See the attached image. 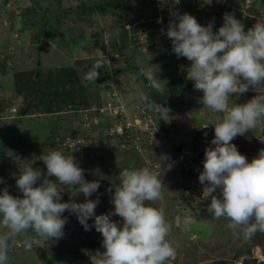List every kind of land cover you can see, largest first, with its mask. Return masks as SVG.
<instances>
[{
  "label": "rangeland",
  "instance_id": "rangeland-1",
  "mask_svg": "<svg viewBox=\"0 0 264 264\" xmlns=\"http://www.w3.org/2000/svg\"><path fill=\"white\" fill-rule=\"evenodd\" d=\"M110 2L120 7L104 6ZM263 2L0 0V94L11 91V95L6 93L9 95L0 99L3 103L7 100L5 110L0 112V124L12 127L0 134V178L4 180L0 183V192L8 188L11 195H22L16 187L20 171L34 156L59 150L66 156L73 155L81 168L88 166L84 169L91 175L87 179L84 174L87 181L100 182L98 192L90 199L99 197L96 214H106L114 210L107 189H114L119 181L118 157L121 168H142L143 165L156 171L163 183L162 199L152 206L162 208L172 226L167 239L175 247L176 256L166 264H213L223 259L231 264L239 251L243 259H250L258 247L264 251V233L257 232L249 241H244L226 227L225 218L217 220L206 211L211 198L199 183L203 166L200 163H193L191 168L182 165L192 160L190 152L179 151L190 142L189 135L196 137L197 129L203 124L215 125L223 114L212 113L199 103L203 93L194 90L193 82L187 79L186 69L191 62L172 53L171 40L157 30L159 23L166 32L163 19H154L157 11L163 10L169 11L167 18L171 20L177 12L192 15L191 7H194L200 12L193 17L198 21L209 13L214 29L223 25L224 13H234L247 30L256 23L254 17L264 15ZM99 6L102 7L99 9ZM101 58H107L111 64L100 69L95 83L86 82L85 72ZM27 62L31 63L28 69ZM150 66L165 81L159 91L149 87L144 76L138 75L135 81L130 79V74H138L141 68ZM70 74L72 85L76 83L79 87L82 83L88 88L84 98L76 95L71 103L66 98L75 85L70 87L65 81ZM172 85L176 86V93L171 92ZM17 87L39 91L40 96L34 99L30 94L23 103L16 97ZM141 93L156 103L163 100L160 104L169 110V119L165 114L146 110L139 99ZM237 98L230 97L231 106ZM34 100L36 106L29 109V114L18 118L19 108ZM48 100L47 104L55 105L56 112L40 114ZM239 100L243 102L244 98ZM256 129L263 136L264 122ZM232 143L249 162L264 149V141L256 146L249 133L238 136ZM94 145L99 147L90 149ZM37 161L33 167L46 174V166L38 167ZM104 168L108 170L105 172ZM96 170L100 175L95 174ZM58 187L63 193L62 202H68L73 190L59 184ZM76 202H85L82 193ZM64 216L68 223L63 238L46 241L29 230L27 236L34 240L32 251H25L24 235L16 237L9 250L8 264H90L97 250L104 251L102 235L94 227L85 231L75 215L66 211ZM113 220L121 218L114 216ZM88 223L93 225L94 218ZM83 239L96 242H82ZM261 255L258 250L257 256ZM243 259H236V264H242Z\"/></svg>",
  "mask_w": 264,
  "mask_h": 264
},
{
  "label": "clouds",
  "instance_id": "clouds-1",
  "mask_svg": "<svg viewBox=\"0 0 264 264\" xmlns=\"http://www.w3.org/2000/svg\"><path fill=\"white\" fill-rule=\"evenodd\" d=\"M173 15L175 19L169 21L166 32L163 28L158 31L171 40V51L177 58L191 62L186 69L187 79L193 82L194 90L203 93L199 103L212 113L223 114L215 125L203 124L197 129L209 143H196L198 149L193 152L186 150L192 160L182 165L203 166L198 179L203 192L211 198L206 211L217 220L225 218L226 227L234 235L249 241L257 232L264 233V149L249 162L232 141L264 122V18H259L264 15L254 17L256 23L245 30L234 13H224L223 25L215 32L214 21L202 26L188 13ZM106 64L111 61L97 59L83 79L95 83ZM151 66L130 74V79L144 76L148 86L159 91L165 81ZM232 96L238 97L234 106L229 102ZM139 99L146 110L165 114L169 119L167 108L142 93ZM189 137L192 140L188 143H194L196 137ZM182 148L179 149L183 151ZM37 160L46 166V174L33 167ZM116 164L120 183L113 186L114 192L113 188L107 189L114 210L97 215L100 199L90 197L98 192L100 182L87 181L85 170L73 155L50 150L34 156L16 177V187L22 195L13 196L8 188L0 192V264H8L16 237L24 235L25 251H32L34 240L27 236L29 230L46 241L63 238L68 223L66 211L77 217L85 231L94 227L103 237L104 251L97 250L90 258L91 264H166L174 259L176 249L167 239L172 226L163 209L152 206L162 199L163 183L158 173L148 167L121 168L118 157ZM95 174L100 175L99 170ZM0 183H4L3 178ZM58 184L73 190L68 202H62ZM81 193L85 202L77 203L76 197ZM114 216L121 220H113ZM92 218L94 224L89 225ZM257 250L263 254L261 248ZM257 255L254 253L258 260Z\"/></svg>",
  "mask_w": 264,
  "mask_h": 264
},
{
  "label": "trees",
  "instance_id": "trees-1",
  "mask_svg": "<svg viewBox=\"0 0 264 264\" xmlns=\"http://www.w3.org/2000/svg\"><path fill=\"white\" fill-rule=\"evenodd\" d=\"M115 2H118L119 3V1H115ZM106 3V4H104V6H106V7H108V8H113L114 9V7H110V6H112V5H114L116 8H119L118 6H116L117 4L116 3ZM264 3V2H263ZM264 5V4H263ZM102 6H99V9L101 8ZM118 9H115V11H117ZM113 11V10H112ZM164 11V10H163ZM159 12V11H157V15H156V17L154 18V19H158V18H162L163 19V21H164V24H165V28H168V22L171 20V19H168L167 18V16H168V12ZM118 12L120 13V15H121V12L118 10ZM191 12H193L192 13V16L193 15H196L197 13H199L200 11H198L197 10V8L195 9L194 7H191ZM113 13H115V12H113ZM178 13H180V12H178ZM180 14H182V13H180ZM191 15V14H190ZM208 16H210V14L208 13L207 14V17L205 18V19H202V20H198V23H200L202 26H207L210 22H213L212 20H210L209 19V17ZM119 17V16H118ZM160 26L161 25H157V30L160 28ZM219 28H216V29H214L213 28V31L215 32V31H217ZM74 78H76V77H74ZM71 79H72V77H71V74L70 75H67V77H66V82L67 83H69V85H70V87H74V85L76 84V83H74L73 85H72V83H71ZM78 85H75V89L74 90H71V88L69 89V91H68V94H67V98H66V101L68 102V100H70V103H71V101H73L74 100V98H77L76 97V95H80V96H78V97H85V95H87L88 94V88L87 87H84L83 85H82V83H80L79 84V87H77ZM170 89H172L171 90V92H173V93H176V86H174V85H172V87L170 88ZM16 91V93L18 94V96H17V99H22V102L24 103V102H27L26 100H28L29 99V95L31 94V96H32V98H36V96L38 95V97L40 96V92L39 91H36V90H33L34 92H32V91H26L24 88H21V87H17V90H15ZM37 99V98H36ZM87 99V98H86ZM85 99V100H86ZM5 102H7V100H5L4 101V103H3V100H1L0 101V112H2L3 110H5V108H4V104H5ZM34 102H36L35 100L33 101V102H28L29 103V105H28V103L25 105V106H21L20 108H19V111L17 112V117L18 118H20V117H26L28 114H29V109L34 105V106H36L35 105V103ZM49 102V100L46 102V104H45V107H44V112H42V114L43 113H45V114H50V113H53V112H56V108H55V105H48L47 103ZM160 102H162V103H164V101L163 100H161V101H159L158 103L160 104ZM64 103V102H63ZM8 104V103H7ZM65 104V103H64ZM62 104L60 103V107L62 108ZM32 108H34V107H32ZM60 109V108H59ZM31 110V109H30ZM60 111H62V110H58V112H60ZM21 112H22V114H21ZM11 129H12V127H11ZM9 127H7V126H2V124H0V134H2L3 132H8V130L10 131L11 130ZM256 129V128H255ZM255 129H251V130H249V134H250V138H252V142H253V144H255L256 146H258V144H260L261 142H263L264 141V134H263V136H261V135H258V133H257V129L255 130ZM253 134V135H252ZM206 139H208V138H204V136H202L201 134L198 136V137H196L195 139H194V143H186L184 146H183V150L184 151H186V150H191L192 152L193 151H195V150H197L198 148H197V146H196V143H199V144H206L208 141H209V139H208V141H205ZM241 140H243V139H241ZM209 143V142H208ZM99 147V145H94V146H91L90 147V149H94V148H98ZM21 149H23V148H21ZM96 150V149H95ZM242 151H243V148L241 149ZM175 152L176 153H179L178 152V148H175ZM180 154V153H179ZM38 163H39V166L38 167H40V165H43V162L42 161H37ZM142 164V163H141ZM86 167V168H85ZM142 167H143V165H142ZM83 169H86L87 170V168H88V166H85L84 165V167H82ZM106 170H108L107 168L105 169L104 168V170L103 171H105L106 172ZM181 171L183 172L184 171V169L182 168L181 169ZM84 174H86L85 172H84ZM91 175H89V174H86V178L88 179L89 177H90ZM120 183V181H118L117 182V184H119ZM116 184V185H117ZM115 185V186H116ZM115 189H113V191H114ZM261 234H263L262 232H260ZM95 239H83L82 240V242H96V241H94ZM264 252V251H263ZM251 253L252 252H249L248 254L249 255H251ZM243 257V253L241 252V251H239V252H237L236 253V255H234L233 256V260H232V262H231V264H236V262H235V260L236 259H238V258H241V259H243L242 258ZM76 258H78V256L76 257ZM245 258V257H244ZM80 259H82V258H80ZM178 262V261H177ZM242 264H264L263 262H259L256 258H255V256H254V253H252V256H250V259H243V261L241 262ZM91 264V263H90ZM213 264H228L227 263V261L225 260V259H223V260H215L214 262H213Z\"/></svg>",
  "mask_w": 264,
  "mask_h": 264
},
{
  "label": "crops",
  "instance_id": "crops-1",
  "mask_svg": "<svg viewBox=\"0 0 264 264\" xmlns=\"http://www.w3.org/2000/svg\"><path fill=\"white\" fill-rule=\"evenodd\" d=\"M258 1H260V0H258ZM263 1H264V0H263ZM262 10H263V8H262ZM34 62H35V61H34ZM24 64H26V63H24ZM30 64H31V63H28V62H27V64H26V65H27L26 69H28V68L30 67ZM14 65H15V64H14ZM13 88H14V87H13ZM15 90H16V88H15ZM6 93H10V95H11V91H8V92H6ZM6 93H4V91H2L1 94H0V99H4V98H3L4 95H5V96L9 95V94H6ZM16 97H17V95H16ZM10 105H11V104H10ZM10 105H9V107H10ZM57 113H58V112H57ZM57 113H56V114H57ZM40 114H42V113H40ZM50 114H51V113H50Z\"/></svg>",
  "mask_w": 264,
  "mask_h": 264
},
{
  "label": "built area",
  "instance_id": "built-area-1",
  "mask_svg": "<svg viewBox=\"0 0 264 264\" xmlns=\"http://www.w3.org/2000/svg\"><path fill=\"white\" fill-rule=\"evenodd\" d=\"M138 122V121H136ZM258 261L264 263V255L262 254L261 256H258Z\"/></svg>",
  "mask_w": 264,
  "mask_h": 264
},
{
  "label": "water",
  "instance_id": "water-1",
  "mask_svg": "<svg viewBox=\"0 0 264 264\" xmlns=\"http://www.w3.org/2000/svg\"><path fill=\"white\" fill-rule=\"evenodd\" d=\"M179 151H181V149H179ZM257 254H258V250H257V252H256Z\"/></svg>",
  "mask_w": 264,
  "mask_h": 264
}]
</instances>
